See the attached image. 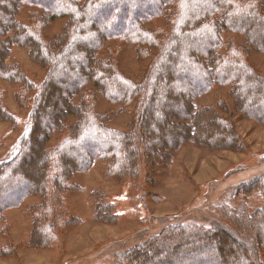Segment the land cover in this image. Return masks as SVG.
Returning <instances> with one entry per match:
<instances>
[{"label":"trees","instance_id":"obj_1","mask_svg":"<svg viewBox=\"0 0 264 264\" xmlns=\"http://www.w3.org/2000/svg\"><path fill=\"white\" fill-rule=\"evenodd\" d=\"M24 6L36 8L25 21L19 16ZM160 17L170 31L145 27ZM58 18L67 22L47 41L44 32ZM224 31L243 35L245 44L234 47L222 40ZM109 40L135 44L139 58L149 49H159L146 81H129L112 63L98 58ZM14 46L25 47L30 60L48 69L44 83L36 87L19 64L8 63ZM252 51L264 53L261 0H0V80L33 93L30 134L11 158L0 162V234L9 237L6 213L36 196L39 202L26 208L31 219L29 240L20 247H56L61 234L82 224L69 215L65 203L66 195L77 189L73 177L89 172L98 162L105 163L107 177L134 181L140 175L141 156L149 164L148 179L190 142L210 151H243L234 117L264 122V77L246 62ZM89 85L112 103L137 102V132L113 129L85 100L75 104V96ZM216 85L229 88L233 108L226 102L220 103L221 112L196 105L195 99ZM3 99L0 89V121L15 125L19 117L9 112ZM56 132L63 139L50 148ZM236 189L240 195L264 194V178ZM114 205L97 200L93 221L116 223ZM249 213L244 225L252 236L246 245L222 228L168 226L117 255L123 262L113 264H263L256 253L264 250V203ZM20 247L2 244L0 257L15 258Z\"/></svg>","mask_w":264,"mask_h":264},{"label":"rangeland","instance_id":"obj_2","mask_svg":"<svg viewBox=\"0 0 264 264\" xmlns=\"http://www.w3.org/2000/svg\"><path fill=\"white\" fill-rule=\"evenodd\" d=\"M261 1L264 3V0ZM21 8L19 16L20 20L24 21L29 18V12L36 9L29 6ZM99 13L94 14L95 19L99 17ZM66 22L67 18H58L45 30L43 37L47 41L53 39L62 32ZM145 27L151 30H165L164 32L171 30L163 17L147 22ZM222 40L232 42L230 44L234 47L245 44L243 35L229 31L222 33ZM220 51L227 53L226 49ZM158 52V48L149 49L147 56L139 58L135 44L109 40L100 48L98 58L112 63L116 71L129 81L143 83L158 58ZM8 61L11 64H19L36 87L44 83L48 75V69L30 60L28 51L23 46H14ZM246 62L264 77V53L252 51L246 57ZM0 89L4 92L6 108L19 117L17 125L0 121L1 162L11 158L17 152L20 142L30 134V96L33 93H26L18 84H11L2 79ZM229 92V88L216 85L196 98V105L210 106L221 112L220 103L226 102L233 108L234 103ZM83 100L91 109L106 117V123L113 129L119 132H137L140 115L137 102L131 106L112 103L97 93V88L93 85L87 86L75 96L74 101L77 104ZM121 110L124 111L119 113ZM74 121L75 119L71 118L70 123ZM234 123L244 143L243 151H210L204 146L190 142L175 151L168 166L163 169L153 168L157 171L148 179L146 173L149 164L142 156L138 167L140 175L134 181L130 178L118 180L107 177L103 162H98L87 173H76L72 182L77 189L66 195L65 203L69 215L80 218L82 224L61 234L59 244L52 249L20 247L30 236L31 219L26 208L39 202V197L30 196L22 206L6 213L10 232L7 238L0 234V247L12 242L19 245L20 250L15 258L0 257V264L123 262L117 255L160 235L166 227L176 225H191L197 230L222 228L241 243L248 244L246 241L249 242L247 238L252 236V232L245 227L244 218L248 219L249 212L263 205L264 194L256 191L247 196L240 195L236 188L244 182L264 178V122L258 123L236 115ZM159 134L160 132L156 131L154 136ZM62 139L63 136L59 132L52 134L49 147L56 146ZM151 170L149 168L150 172ZM96 191L99 196L94 199L92 194ZM96 199H105L115 204L118 216L116 223L93 221ZM243 211L247 213L244 214ZM2 227L3 223H0V229ZM252 243L255 242L252 240ZM250 251L252 254V249ZM256 254L264 264V250Z\"/></svg>","mask_w":264,"mask_h":264},{"label":"crops","instance_id":"obj_3","mask_svg":"<svg viewBox=\"0 0 264 264\" xmlns=\"http://www.w3.org/2000/svg\"><path fill=\"white\" fill-rule=\"evenodd\" d=\"M12 239L14 240V242H16L15 239H14V235H12ZM19 242H20V241H19ZM17 243H18V242H17ZM17 243H16V244H17Z\"/></svg>","mask_w":264,"mask_h":264}]
</instances>
